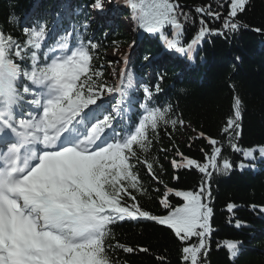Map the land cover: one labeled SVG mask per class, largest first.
<instances>
[{
  "label": "snow or ice",
  "instance_id": "obj_1",
  "mask_svg": "<svg viewBox=\"0 0 264 264\" xmlns=\"http://www.w3.org/2000/svg\"><path fill=\"white\" fill-rule=\"evenodd\" d=\"M248 2L230 0L225 30L239 31L242 25L233 18L245 11ZM126 3L139 28L159 34L167 49L189 60L209 32L202 27L183 44V25L173 0ZM93 8L102 10V0H95ZM210 14L219 18L218 13ZM16 21L15 15L9 17L10 23ZM166 26L172 29L171 38L164 31ZM49 31L46 23L25 27L26 39L21 42L0 28V264H115L109 255L112 248L125 253L149 251L109 243L114 238V225L141 221L166 226L181 241L198 237V245L182 249V258L185 264H200L201 253L207 255L205 238L211 232L213 211L204 202L207 189L175 191L184 203L171 208L167 215L144 210L132 194L133 190L143 192L132 163L137 159L135 149L147 152L151 145L149 132L157 131L161 124L175 128L183 126L184 121L170 118L171 103L149 106L162 91L156 84L143 87L145 102L140 105L143 113L137 121L118 129V118L123 124L124 97L131 102L127 91L132 87L131 75L127 86L123 82L115 86L102 82V73L93 69L90 51L98 45L91 40L70 45L67 32L41 55ZM216 34L223 33L216 30ZM117 94L120 99L113 106V115L105 101ZM232 108L234 115L227 120L224 131L239 137V96L234 97ZM200 137H204L203 132ZM208 139L213 149L205 163L179 154L182 160H173V167H196L208 177L212 175L209 168L225 175L231 171L227 158L218 162L221 149L215 147L217 141ZM231 147L243 151L245 158H254L252 149H241L235 143ZM259 152L264 157V146ZM146 166L151 172L152 164ZM207 195L210 198L211 193ZM161 204L165 209L171 207L166 198ZM227 207L232 211L235 206ZM239 244L225 243L232 258L240 254Z\"/></svg>",
  "mask_w": 264,
  "mask_h": 264
},
{
  "label": "trees",
  "instance_id": "obj_2",
  "mask_svg": "<svg viewBox=\"0 0 264 264\" xmlns=\"http://www.w3.org/2000/svg\"><path fill=\"white\" fill-rule=\"evenodd\" d=\"M119 1L110 14L105 12L100 19L91 20L90 7L95 0H0V28L23 42L26 37L21 20L32 12L48 29L55 23L51 39L57 31L59 37L67 32L87 42L91 40L98 45L90 50L93 69L102 73V82L114 86L118 69L113 66L110 51L122 47L129 51L141 29L126 0ZM173 2L183 25V44L190 42L202 27L209 32L191 60L167 49L160 35L152 33L144 35L130 55L122 82L127 86L131 75L132 87L127 89L131 102L129 97H124L123 105L134 110L129 115L123 114V119L134 122L140 115L137 100L144 98L143 87L159 84L162 91L149 106L171 103L170 118L184 121L183 126L178 124L175 128L161 124L157 131L149 132L151 145L147 152L135 149L137 159L132 163L143 192L133 190L132 194L144 210L153 215H167L171 208L184 203L175 191L198 192L205 187L211 195L209 198L206 192L204 202L208 199L213 211L209 220L211 232L205 238L207 255L201 253L200 264H264V211L261 210L264 157L259 152L264 146V0H249L245 11L233 18L242 25L236 33L223 28L230 0ZM198 8L203 11L198 12ZM67 10L74 14L69 21L63 17ZM210 13H218L219 18ZM11 15L17 17L15 23L9 22ZM79 27L82 33L77 31ZM216 30L223 34H216ZM164 31L171 38V27L166 26ZM145 56L151 60H145ZM235 96L242 101L239 137L224 131L227 120L234 115ZM201 132L204 137H200ZM208 138L217 141L215 147L221 149L218 162L227 158L232 164L231 171L225 175L209 168L212 175L208 177L196 167H173V160H182L179 154L205 163L213 149ZM231 143L241 149H252L254 158H245L243 151H234ZM146 163L152 164L151 172ZM241 164L245 167H240ZM165 198L171 206L169 209L161 204ZM229 204L235 206L232 211L228 210ZM112 231L114 238L109 243L113 245L119 242L134 249H149L125 253L112 248L109 255L115 264H185L182 249L199 244L198 237L181 241L171 229L150 221L118 223ZM227 241L240 242L238 257L230 256L225 247Z\"/></svg>",
  "mask_w": 264,
  "mask_h": 264
},
{
  "label": "rangeland",
  "instance_id": "obj_3",
  "mask_svg": "<svg viewBox=\"0 0 264 264\" xmlns=\"http://www.w3.org/2000/svg\"><path fill=\"white\" fill-rule=\"evenodd\" d=\"M102 3H103V9L102 10L93 9V17H97L99 14L101 15V12H104V11H106V13L112 11V9L115 7L116 0H102ZM108 14H110V13H108ZM126 52L127 51L123 47L119 48L117 50L110 51V56L112 59V63L114 64L113 65L114 68L119 69V68L123 67V65H124L123 57L125 56ZM121 76H122V71H121V73L119 72L118 80L121 78Z\"/></svg>",
  "mask_w": 264,
  "mask_h": 264
},
{
  "label": "bare ground",
  "instance_id": "obj_4",
  "mask_svg": "<svg viewBox=\"0 0 264 264\" xmlns=\"http://www.w3.org/2000/svg\"><path fill=\"white\" fill-rule=\"evenodd\" d=\"M136 44V43H135Z\"/></svg>",
  "mask_w": 264,
  "mask_h": 264
}]
</instances>
